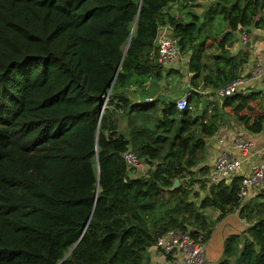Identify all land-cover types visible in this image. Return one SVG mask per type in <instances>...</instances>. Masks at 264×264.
Listing matches in <instances>:
<instances>
[{"label": "trees", "instance_id": "trees-1", "mask_svg": "<svg viewBox=\"0 0 264 264\" xmlns=\"http://www.w3.org/2000/svg\"><path fill=\"white\" fill-rule=\"evenodd\" d=\"M211 1L198 15L185 9L194 0H0V264H148L167 230L204 248L234 210L246 226L224 238L216 264H264V193L243 200L240 176L209 184L198 166L223 114L262 130V96L237 92L208 114L193 110L197 87L213 95L239 77L247 52L228 47L236 31L264 28V0ZM162 27L186 56L183 110L143 101V84L161 76ZM210 46L218 52L206 63ZM127 149L154 162L145 174L128 175Z\"/></svg>", "mask_w": 264, "mask_h": 264}, {"label": "crops", "instance_id": "crops-1", "mask_svg": "<svg viewBox=\"0 0 264 264\" xmlns=\"http://www.w3.org/2000/svg\"><path fill=\"white\" fill-rule=\"evenodd\" d=\"M212 5V1L209 2ZM209 5V4H208ZM248 38L249 43L247 47H243L238 42V33L235 32L232 42L228 47V51L230 54H242V52H247V57L245 62L238 68L239 77L245 80V93L248 92H257L259 95L262 96V101L264 103V28H249L248 29ZM206 51V52H205ZM202 57V61L209 63L210 56L217 53L218 49L215 46H211L205 49ZM186 59V56L180 58L178 63H172L167 67H163L161 71V76L157 81L147 80L143 84V89L149 90V95L143 98V101H150V100H157V104L166 102L168 100H172L173 102L180 98L185 97V92L187 89H191L190 83L186 77H182L179 74V70L182 69L183 60ZM255 63H259L261 67V73L258 78L251 79L250 78V70L254 66ZM177 73L180 75V79L175 80L172 84L169 81L171 76L175 77ZM189 75V73H187ZM169 81V82H168ZM196 89L198 97H194L195 105L193 106V110L200 112V110L205 107L207 109V114L209 113V109L212 107L211 102L217 101L219 103V99L215 97V94L208 95L210 92L209 89L201 88V86L197 87ZM134 87H130V90H133ZM125 95L132 100L134 97L129 92H126ZM139 98V96L137 95ZM148 99V100H146ZM117 124L118 130L127 135V127H126V120L123 114H117ZM264 121V120H263ZM218 130L211 136L205 138V145H204V156L203 161L198 166H207L208 169L212 165L216 155L220 152H224L226 155L234 156L235 150L230 144V139L233 135L239 134L243 137L249 139L252 143V150L256 151L259 149L263 136H264V122L262 130L259 133H249L247 132L240 123H238L233 116L224 115L220 118ZM223 136L225 140L224 146H219L216 144L217 138ZM253 162H256V155H254ZM143 169L147 170L148 163L147 161H143ZM140 166V168H142ZM139 169V168H138ZM192 171L196 170V167L191 169ZM246 168H243L240 172L235 173L228 177L224 182L227 183L233 176H238L241 173H244ZM146 172V171H145ZM142 175V174H141ZM140 176V175H138ZM136 177V176H134ZM251 193V192H250ZM253 193V192H252ZM249 194L248 196H244L242 199L246 200L253 194ZM208 208L202 210L205 219L207 221H214L215 217L217 216V211L213 210V212H209V215H206ZM246 224L238 217L237 211L234 210L232 212L227 213L223 218L218 221H215L213 225L212 232L208 240L204 243V257H205V264H216L221 258V251H222V243L224 238L229 234H240L241 231L245 228ZM148 253V264H179V258L172 256L171 259L165 260L159 255H157L156 251L149 247L147 248Z\"/></svg>", "mask_w": 264, "mask_h": 264}, {"label": "built area", "instance_id": "built-area-1", "mask_svg": "<svg viewBox=\"0 0 264 264\" xmlns=\"http://www.w3.org/2000/svg\"><path fill=\"white\" fill-rule=\"evenodd\" d=\"M237 38L240 45L247 47L249 38L245 30H239ZM155 52L157 62L162 67L175 63L178 59L176 39L168 35L165 27L158 31L155 40ZM260 73L261 67L259 63H255L250 70V78H258ZM245 87V80L237 77L215 89L214 94L219 99L237 92H243ZM106 99L107 97L104 99L103 106ZM174 105L177 110L185 109L187 107L185 97L176 99ZM225 143L223 136L216 140V144L219 146H224ZM230 144L235 150V155L229 156L224 152L218 153L206 175L207 183L215 184L219 181H225L228 177L246 168L244 173L238 175L240 178L237 196L243 198L250 189L264 183V136L259 149L256 151L252 150L251 141L239 134L231 137ZM254 155H256V162H253ZM122 160L128 171L140 166V159L130 149L122 153ZM151 247L160 257L170 254L179 258V264H205L203 245L178 229L167 230L156 238Z\"/></svg>", "mask_w": 264, "mask_h": 264}, {"label": "rangeland", "instance_id": "rangeland-1", "mask_svg": "<svg viewBox=\"0 0 264 264\" xmlns=\"http://www.w3.org/2000/svg\"><path fill=\"white\" fill-rule=\"evenodd\" d=\"M211 0H194V2L193 3H191V4H188V7H185V9L186 10H191V11H193L194 13H196V14H198V15H201V13L202 12H204L205 10H206V8H207V6H208V4H210L209 2H210ZM172 11H175L176 9H175V6H172V8H170ZM185 9H183V11H185ZM211 47V46H210ZM243 47H246V46H243ZM206 52V51H205ZM180 58H183L184 59V54H180L179 56H178V59H177V61L175 62V63H178V61L180 60ZM186 62H185V60H183V63H182V69L181 70H179L178 72H179V74L182 76V77H186L187 79H186V81L188 80V75L186 74L187 73V71H186V64H185ZM169 65H171V64H169ZM169 65H167V66H169ZM166 66V67H167ZM173 74H175V77L174 76H171L170 78H169V81H171L172 82V84L174 83V81L175 80H178V79H180V75H178L177 73H173ZM168 81V82H169ZM216 97V96H215ZM218 99V98H217ZM162 103H160L159 102V105H161ZM143 161L144 160H139V163H140V166L142 167L143 166ZM145 162V161H144ZM148 163V167H150L151 166V164H153L154 162H152V163H149V162H147ZM140 166L138 167V168H134V169H131L130 171H128V175L130 176V177H134V176H138V175H143V174H145V171L146 170H144L143 169V167L142 168H140ZM249 191V190H248ZM247 191V192H248ZM252 192H263L264 193V183H262L261 185H259V186H257V187H255V188H252V191H249L248 192V194H247V196L249 195V194H251ZM208 211L206 212V215L208 216L209 215V212H213V210L214 209H212V208H208L207 209ZM158 255V254H157ZM163 259H164V257H162Z\"/></svg>", "mask_w": 264, "mask_h": 264}, {"label": "water", "instance_id": "water-1", "mask_svg": "<svg viewBox=\"0 0 264 264\" xmlns=\"http://www.w3.org/2000/svg\"><path fill=\"white\" fill-rule=\"evenodd\" d=\"M177 183H178V181H177V180H174L173 183H172V186H171V187H172V188L175 187V186L177 185ZM68 253H69V252H67V254H68ZM67 254H66V255H67Z\"/></svg>", "mask_w": 264, "mask_h": 264}]
</instances>
